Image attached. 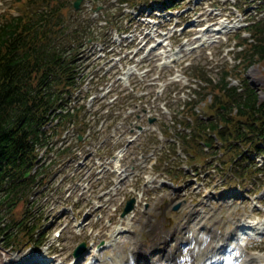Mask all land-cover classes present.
Returning <instances> with one entry per match:
<instances>
[{
  "label": "rangeland",
  "instance_id": "obj_1",
  "mask_svg": "<svg viewBox=\"0 0 264 264\" xmlns=\"http://www.w3.org/2000/svg\"><path fill=\"white\" fill-rule=\"evenodd\" d=\"M11 1L0 0V13L4 8H8L10 12H16V6L14 7ZM192 1L189 9H187L188 0H181L178 1L179 4L182 8L185 7L182 10L172 9V11L163 12V8H160L161 11L158 12V8H156L157 12H155L152 6L143 5L142 9L144 10L142 11L144 12L141 15L138 12L124 9L126 13H132V15L119 16L118 5L114 3V0L104 1L107 2L104 5L105 9L99 12L91 10L93 0H83L81 10L89 12L94 19L100 20V23H104L102 20L105 16L107 17L108 13L114 22L117 17L121 20L123 18L125 27L129 30L125 34H120V31L115 28L110 29L112 40L108 46H105V49L100 43H92L86 47L80 62L83 74L78 79L79 86L71 96L73 99L70 104L73 105L77 101L80 104L85 103L87 101L86 93H88L90 98L96 102L94 109L97 105L105 104V99L112 94L118 95L119 105L125 106L133 102V94L128 91L129 88L139 90L145 85V88L150 92L148 106L152 111L154 109L158 113L159 118L163 119L162 106L166 112H172V109L187 97L189 93L187 86H196L195 83H199L197 78L193 77L194 72L196 74L206 73V76L212 81H217L221 76L220 70L240 61L236 58L238 49H235V40L229 39L230 31H225V29L230 25L239 27L243 24L245 15L237 10V5L244 4V0ZM86 12L82 13V17L88 18ZM104 13L106 14L102 17ZM183 25H187V27L180 30L179 28ZM175 31L181 32L178 34ZM183 42L185 49L180 50V59L175 63L163 64L162 61L173 56L174 51ZM111 48L112 51L108 52ZM255 68L257 65H250L245 73H248L250 69L255 70ZM104 73L106 74L100 79ZM94 75L96 78H92ZM175 75L177 76L170 79ZM139 76H142L143 79H140ZM229 79L234 80L232 72ZM102 81L107 83L100 85ZM161 87H164V93L160 91ZM108 90L112 93L107 92ZM166 94L175 100L173 106L165 103L168 99L164 100L163 96ZM125 102L127 103L125 104ZM133 104H136L133 114L127 116L122 114L118 119V122H121L119 126L112 125L108 133L101 132L99 135L104 141L105 150L112 149L113 142L116 140L126 143L123 159L116 161L113 157L109 158L102 168V173L104 170L105 173L102 175L101 183H107L109 189L107 202L82 203L87 208L83 209V213L79 217H76L77 211L82 209H74L70 204L66 205L64 202H50L49 198L43 202L45 200L44 193L39 197L42 198L40 202H35V217L44 219L43 221L47 223L43 232L45 239H48L46 246L53 243V247L48 249V252L53 249L55 253L56 260L53 264L73 263L76 259L73 257V251L81 242L85 243L86 252L82 253L78 264L91 261L96 264H101V261L103 264L105 262L113 264L112 257H122L126 250L131 252L134 246L139 245H141L142 251H153L151 259H160L162 262L160 249L174 251L179 245L178 236L189 235L194 238V235H197L200 244H196V241L192 240V243L186 248L199 251L205 245L202 243L203 239L209 240L208 238L216 230L218 232V229L227 230L226 227L232 226L233 221L237 218L246 219L252 223L261 222L264 219V189L257 195L249 191L253 189V186L264 185V177L254 179L253 182L251 181L252 183L242 184L243 188L232 187L233 190L242 189L237 191L241 195L230 193L227 194L230 197L226 198L223 197V194L226 195L223 191L227 185L233 183L234 179L231 176L227 178L228 171H226V177H223L226 183L218 180V177L222 178L220 175L207 173L203 177L200 176L196 183L193 182V185L185 184L181 190L170 191L163 187L145 188L143 186L144 176L147 174L157 175L156 180L158 181L170 177L172 174L169 172L179 173L180 170L177 167L180 166V163H187L189 169L195 168V166L192 167L188 163L186 153L179 148L177 143L175 145L178 156L174 153L176 147H173L174 144L171 141L164 137L153 138L155 128L160 130L162 128V119L157 121L154 126L140 121L146 129L137 135L133 142L127 144V138L134 136L132 133H136L135 115L141 112V104L137 101ZM143 106L145 107L144 104ZM145 108L148 109V107ZM103 110L101 112H104ZM85 111L88 113L86 108L83 112L85 113ZM95 125L96 123L92 127V132H94ZM170 128L173 130L172 127ZM97 136L98 134L95 137ZM90 144L93 145L92 142ZM74 149L76 150L77 146H74ZM89 151L90 154H87ZM83 152L89 162L87 169L75 167L74 162L77 157H71V155L65 158L63 169L62 166L56 169L55 179L59 176L62 177L63 174L69 177L72 173L85 177L89 171L93 181L97 168L92 159L95 152L91 148L84 149ZM161 157L167 160L161 163ZM209 161L213 164L206 165L205 168L219 163L214 158H210ZM196 167L201 169L203 166L197 165ZM136 194L141 195V202H137L131 218L122 222L120 213L126 200ZM11 202L1 212L5 216L6 222L16 223L19 218L16 216L14 208L18 201L12 200ZM100 205L101 207H98ZM176 205L178 207L174 209ZM192 211L196 212L192 213ZM80 220L89 224L81 233H79V229L83 225L76 226V222ZM51 222L53 227L49 224ZM258 226L264 228V224ZM115 228H119L120 231ZM157 228L165 233L156 235ZM182 228H188L186 234L184 230L180 231ZM58 229L62 231V235L55 238L53 233ZM100 233L104 234L102 239L98 237ZM110 233H116V237L120 236V242L113 241ZM172 238L174 241L171 240ZM165 241L168 242V246L165 245ZM101 243L108 244L100 249L102 260H93V253L96 250L94 246H99ZM213 243L214 241L211 245ZM242 246L247 253L252 252L257 255L258 258L252 264H262L264 261V235L256 239L249 238V241L244 242ZM45 247L42 250V255ZM26 250L7 249L0 242V255L2 254L3 259L7 258L6 264H19L21 258L24 257L23 252L27 253ZM29 250V252L36 253Z\"/></svg>",
  "mask_w": 264,
  "mask_h": 264
},
{
  "label": "trees",
  "instance_id": "obj_2",
  "mask_svg": "<svg viewBox=\"0 0 264 264\" xmlns=\"http://www.w3.org/2000/svg\"><path fill=\"white\" fill-rule=\"evenodd\" d=\"M66 3L16 0L17 14L0 15V192L6 193L0 196V204L12 193L13 197H25L30 184L18 176L31 167L48 114L65 103V94L74 87L76 57L86 28L79 14L66 17ZM247 46L245 60L264 64V26L256 43ZM213 88L216 107L236 96L238 109L231 118L222 115L218 119L225 124L219 130L222 149L232 148L230 144L224 148L231 136L237 143L233 149L236 155L242 146L259 149L256 142L264 139L259 137L264 126V102L251 88L243 96L235 95V89L228 88L223 79Z\"/></svg>",
  "mask_w": 264,
  "mask_h": 264
},
{
  "label": "bare ground",
  "instance_id": "obj_3",
  "mask_svg": "<svg viewBox=\"0 0 264 264\" xmlns=\"http://www.w3.org/2000/svg\"><path fill=\"white\" fill-rule=\"evenodd\" d=\"M239 229H242V225L239 226ZM185 237V239H184ZM181 237L179 239L180 243H183L184 241L188 242V244L192 243V240L189 239V237ZM215 237H213L214 239ZM224 241H219V236L215 239L219 242H217L216 246L211 247L210 242H205L206 246L204 249L200 250L197 253H193L192 250L186 249L185 251L188 254V258L191 262L189 264H250V262L255 258L254 253H246L241 247L240 244L237 242L235 234L231 235L230 237L224 236ZM213 239H209L210 241ZM229 241V242H228ZM204 242V240H203ZM231 248V252L237 251L240 255H236V252L233 254H230V252H222V257L220 256L219 252L222 251L223 248ZM138 253V252H137ZM136 252H130L127 253L126 258H128L130 261L133 259H139V262L146 258V255L144 253H138ZM180 254L183 255V250L177 249L175 252H168L165 254L164 257H167V260L170 259V262L172 263L174 260L177 261L179 264H187L186 259L181 258ZM240 256V257H239ZM134 257V258H131ZM137 259V260H138ZM147 259V258H146ZM6 259L2 258V254L0 255V264H6ZM116 261L119 262V264H125L122 259H117ZM31 258H26L25 263H32ZM127 264H135L132 262H127Z\"/></svg>",
  "mask_w": 264,
  "mask_h": 264
},
{
  "label": "water",
  "instance_id": "obj_4",
  "mask_svg": "<svg viewBox=\"0 0 264 264\" xmlns=\"http://www.w3.org/2000/svg\"><path fill=\"white\" fill-rule=\"evenodd\" d=\"M79 1H80V0H76V2H75L76 6H78Z\"/></svg>",
  "mask_w": 264,
  "mask_h": 264
}]
</instances>
